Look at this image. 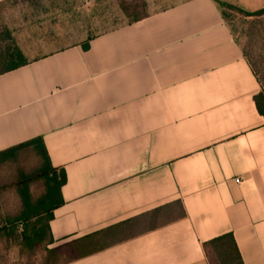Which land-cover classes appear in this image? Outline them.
I'll list each match as a JSON object with an SVG mask.
<instances>
[{
    "label": "crops",
    "instance_id": "obj_1",
    "mask_svg": "<svg viewBox=\"0 0 264 264\" xmlns=\"http://www.w3.org/2000/svg\"><path fill=\"white\" fill-rule=\"evenodd\" d=\"M80 43L0 74V150L41 136L66 174L54 264H209L203 243L225 233L264 264L260 86L216 2Z\"/></svg>",
    "mask_w": 264,
    "mask_h": 264
},
{
    "label": "rangeland",
    "instance_id": "obj_2",
    "mask_svg": "<svg viewBox=\"0 0 264 264\" xmlns=\"http://www.w3.org/2000/svg\"><path fill=\"white\" fill-rule=\"evenodd\" d=\"M178 1L180 0H0V31L6 27L23 54L27 58H33L72 42H83L97 33L119 26L136 12H152ZM231 1L249 10L264 5V0ZM220 10L242 45L244 55L264 83V16H244L225 7H220ZM4 43L6 42H0L1 45ZM37 161L32 153H27L0 167V187L3 188L0 190V218L18 214L20 200L15 186L18 172L35 170ZM30 191L33 196L42 194V182L30 183ZM42 256L40 251L28 258L18 255L10 248L5 252L3 262L42 264Z\"/></svg>",
    "mask_w": 264,
    "mask_h": 264
},
{
    "label": "trees",
    "instance_id": "obj_3",
    "mask_svg": "<svg viewBox=\"0 0 264 264\" xmlns=\"http://www.w3.org/2000/svg\"><path fill=\"white\" fill-rule=\"evenodd\" d=\"M218 7L236 10L244 16H264V6L249 10L226 0H214ZM79 45L83 50L88 49L89 40ZM0 74L16 69L27 63L21 49L15 44L9 30L4 27L0 31ZM251 65V64H250ZM252 66V65H251ZM259 92L254 96L257 111L264 117V83L258 78ZM32 153L38 159V166L31 172L19 171L15 182L20 200V210L14 216L0 218V264L7 250L16 249L18 255L28 258L42 252V264H54L58 259V249L48 248L53 242L49 222L54 210L63 203L61 187L66 182L63 168L54 167L48 156L41 136L22 141L13 146L0 150V167ZM41 181L43 193L33 196L30 183ZM3 188L0 187V190ZM209 264H243L240 252L231 233H225L203 243Z\"/></svg>",
    "mask_w": 264,
    "mask_h": 264
},
{
    "label": "built area",
    "instance_id": "obj_4",
    "mask_svg": "<svg viewBox=\"0 0 264 264\" xmlns=\"http://www.w3.org/2000/svg\"><path fill=\"white\" fill-rule=\"evenodd\" d=\"M236 181H238L239 179H235Z\"/></svg>",
    "mask_w": 264,
    "mask_h": 264
}]
</instances>
